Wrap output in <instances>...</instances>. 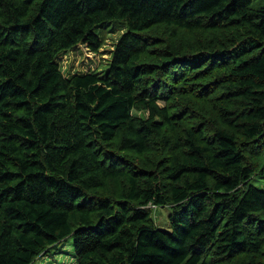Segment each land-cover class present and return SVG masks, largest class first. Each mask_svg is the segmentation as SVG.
I'll return each instance as SVG.
<instances>
[{"label": "trees", "instance_id": "obj_1", "mask_svg": "<svg viewBox=\"0 0 264 264\" xmlns=\"http://www.w3.org/2000/svg\"><path fill=\"white\" fill-rule=\"evenodd\" d=\"M262 158L263 3L0 0V264H264Z\"/></svg>", "mask_w": 264, "mask_h": 264}, {"label": "rangeland", "instance_id": "obj_2", "mask_svg": "<svg viewBox=\"0 0 264 264\" xmlns=\"http://www.w3.org/2000/svg\"><path fill=\"white\" fill-rule=\"evenodd\" d=\"M258 3H263L264 0H258ZM114 24L108 26L109 29L113 28ZM107 30L99 29V33L104 34L105 45L98 53L91 52L87 46L79 45L75 50L68 51L61 54L58 57V61L62 68L67 71L76 70L83 71L85 73L97 70H106L111 57V51L122 36L120 30ZM67 75V74H66ZM261 164L264 165V158L261 159ZM251 184L264 191V179H256L251 181ZM172 209L170 207H160L154 211V219L157 227L162 230L170 231L169 219L172 215ZM36 264H77L75 256L73 254V239L70 238L64 243L59 254L47 255L36 261Z\"/></svg>", "mask_w": 264, "mask_h": 264}]
</instances>
